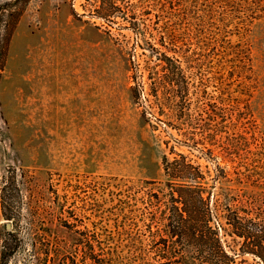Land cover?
<instances>
[{
	"label": "rangeland",
	"instance_id": "1",
	"mask_svg": "<svg viewBox=\"0 0 264 264\" xmlns=\"http://www.w3.org/2000/svg\"><path fill=\"white\" fill-rule=\"evenodd\" d=\"M13 3L0 0V264L5 245V264H164L156 195L180 155L205 195L264 205V0H127L131 22L94 0H29L13 22Z\"/></svg>",
	"mask_w": 264,
	"mask_h": 264
},
{
	"label": "trees",
	"instance_id": "2",
	"mask_svg": "<svg viewBox=\"0 0 264 264\" xmlns=\"http://www.w3.org/2000/svg\"><path fill=\"white\" fill-rule=\"evenodd\" d=\"M28 1L14 0L11 4L9 17L13 22ZM127 6V0H94L95 13L108 21L122 12V18L131 22L126 14ZM161 56L160 60L165 63H161V67L173 80L181 70L173 58ZM165 170L171 180L178 181H172L174 185L167 198L161 200L156 195L160 206L158 229L167 237L162 238L163 252L169 256L164 264H242L236 257L243 254H250L264 264V205H259L253 196L232 189L226 193L220 189L210 190L205 195L202 171L182 155L167 161ZM1 199L4 201V195ZM8 210L3 203L4 216L8 215ZM10 248L3 246L1 264L7 261Z\"/></svg>",
	"mask_w": 264,
	"mask_h": 264
},
{
	"label": "water",
	"instance_id": "3",
	"mask_svg": "<svg viewBox=\"0 0 264 264\" xmlns=\"http://www.w3.org/2000/svg\"><path fill=\"white\" fill-rule=\"evenodd\" d=\"M9 226V224L7 225V227Z\"/></svg>",
	"mask_w": 264,
	"mask_h": 264
}]
</instances>
